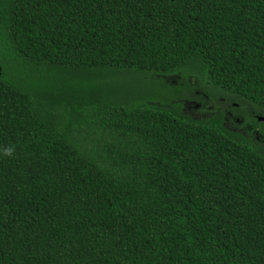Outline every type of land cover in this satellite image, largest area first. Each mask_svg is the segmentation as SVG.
Segmentation results:
<instances>
[{
  "label": "trees",
  "instance_id": "obj_1",
  "mask_svg": "<svg viewBox=\"0 0 264 264\" xmlns=\"http://www.w3.org/2000/svg\"><path fill=\"white\" fill-rule=\"evenodd\" d=\"M264 0H0V264H264Z\"/></svg>",
  "mask_w": 264,
  "mask_h": 264
},
{
  "label": "water",
  "instance_id": "obj_2",
  "mask_svg": "<svg viewBox=\"0 0 264 264\" xmlns=\"http://www.w3.org/2000/svg\"><path fill=\"white\" fill-rule=\"evenodd\" d=\"M258 119H259V120H262V119H264V117H262V116H259V117H258Z\"/></svg>",
  "mask_w": 264,
  "mask_h": 264
}]
</instances>
